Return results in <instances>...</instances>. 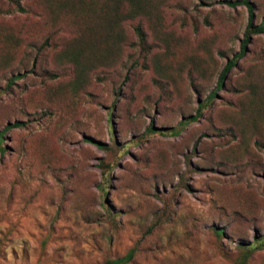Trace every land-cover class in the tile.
<instances>
[{
  "label": "rangeland",
  "instance_id": "obj_1",
  "mask_svg": "<svg viewBox=\"0 0 264 264\" xmlns=\"http://www.w3.org/2000/svg\"><path fill=\"white\" fill-rule=\"evenodd\" d=\"M225 1L0 0V264H264V32L238 56Z\"/></svg>",
  "mask_w": 264,
  "mask_h": 264
},
{
  "label": "trees",
  "instance_id": "obj_2",
  "mask_svg": "<svg viewBox=\"0 0 264 264\" xmlns=\"http://www.w3.org/2000/svg\"><path fill=\"white\" fill-rule=\"evenodd\" d=\"M225 4L228 5V6H231V7L244 6L246 8V10H247V14H248L247 15V25H246V29L244 31L243 38L241 40L240 50L238 52V56H240V55H242V53L244 51V47L248 43V40H249L250 36L252 34H260V33L264 32V17L262 18L261 22L258 25L253 26L252 25V7H251V5L249 4V2L247 0L225 1ZM137 32H138V29H137ZM233 63H234V61H228L225 64L221 74L219 75V77L217 79L216 87H220L221 81H222L224 75L231 68ZM213 95H214L213 93H210L209 94V98H212ZM195 118H196V114L193 116L192 119L194 120ZM18 125H19L18 123H13L11 125H6L3 128V131L9 129L10 127H17ZM149 130H151L150 127H149ZM218 233H219V231L216 232V234H218ZM130 257H131V252L129 251L124 256H122L121 258L114 259V260H111V261H107L104 264H124L130 259Z\"/></svg>",
  "mask_w": 264,
  "mask_h": 264
}]
</instances>
